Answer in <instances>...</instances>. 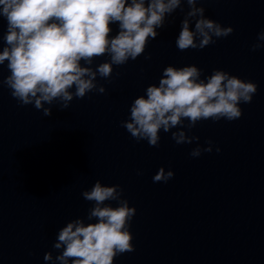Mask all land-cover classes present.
<instances>
[{"label":"clouds","instance_id":"obj_1","mask_svg":"<svg viewBox=\"0 0 264 264\" xmlns=\"http://www.w3.org/2000/svg\"><path fill=\"white\" fill-rule=\"evenodd\" d=\"M182 3L189 10L176 39L178 50L203 49L233 33L231 26L205 16V8L197 6L202 0H0V17L7 22L0 65L7 61L10 72L2 83L21 105L34 104L46 117L52 109L45 104L58 102L64 110L74 98L83 99L93 90L103 94L106 89L98 86L97 76L109 79L114 65L141 56L149 39L165 26L166 17L178 8L183 11ZM113 24L118 25L114 36ZM260 48L264 31L251 46L252 51ZM105 55L110 59L94 69V60ZM201 77L202 70L195 65L167 66L158 85H149L145 95L134 99L121 126L137 142L146 140L150 146H159L161 129L171 132L177 145L191 144L199 137L187 135L183 128L191 131L202 120L235 121L242 116L239 105L251 103L257 92L256 83L220 69ZM174 128L181 130L171 131ZM206 143L189 155L198 158L211 152L212 142ZM173 176L161 167L153 182L166 183ZM122 196L120 185L105 186L99 180L82 192L84 200L93 202L87 219L96 222L86 224L77 218L58 231L53 248L60 250L55 257L59 264H114L116 256L135 250L129 228L136 209ZM44 260L52 261V253H45Z\"/></svg>","mask_w":264,"mask_h":264},{"label":"water","instance_id":"obj_2","mask_svg":"<svg viewBox=\"0 0 264 264\" xmlns=\"http://www.w3.org/2000/svg\"><path fill=\"white\" fill-rule=\"evenodd\" d=\"M158 170L0 125V264H59L58 231L96 222L82 192L97 180L136 209L135 250L114 264H264V196L177 173L153 182Z\"/></svg>","mask_w":264,"mask_h":264}]
</instances>
